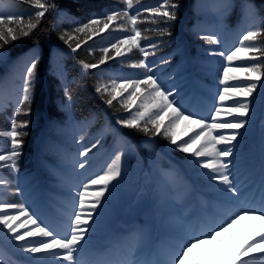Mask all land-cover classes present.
<instances>
[{"label": "trees", "instance_id": "trees-1", "mask_svg": "<svg viewBox=\"0 0 264 264\" xmlns=\"http://www.w3.org/2000/svg\"><path fill=\"white\" fill-rule=\"evenodd\" d=\"M200 1L179 0L182 7L177 19L165 24L152 22L150 13L144 11L159 6L162 0H133L129 13L140 12L135 27L142 33L140 43L149 53L147 57L134 46L131 52L125 51L123 57L115 56L110 48L119 39L134 35L133 25L122 16L104 28L106 21L103 14L111 9H125L126 0H47L55 7L49 8L37 28L29 36L12 41L3 49L10 53V58L7 65L0 64V105H3L0 130L10 129V117L21 95V67L13 70L12 62L33 48L40 51L41 59L36 69L31 111L17 117L19 121H29L25 129L28 134L20 138L23 143L17 161L18 169H0V178L8 181L6 187L0 186V200L25 204L50 228L61 231L67 226L69 214L76 207L75 198L81 182L102 172L116 152L125 153L122 177L114 182V187L110 186L111 192L106 194L103 207L99 209L101 215L93 224L96 231L82 253L93 264H102L96 259L95 247L107 243V250L111 252L117 231L125 232V241L135 242V234L143 230V249H149L152 243L164 257L163 249L170 250L181 238L193 234V224L200 223L199 233L214 227V222L216 225L223 224L239 207H261L264 192L261 188L264 181V85L260 114L254 126L232 142L243 169L238 203H232L221 193L192 183L187 157L174 151L165 137L147 136L135 129L116 125L117 119L128 118L130 113L117 101H113L112 106L107 105L104 102L107 94L102 98L95 90L99 84L113 79H142L145 69L131 65L143 59L153 68L160 83L175 84L172 87L178 93L175 99L186 112H195L196 109L205 112L214 95L210 83L212 65L205 55L213 52L216 45L199 38L208 35L204 30L209 29L208 25L211 24L200 15L203 11L198 9ZM205 1L212 7L206 5L204 10L212 14L213 5L219 0ZM243 2L234 0L236 7L223 20L218 18L223 27V48L237 43L249 27H264V0H247L257 10L256 15L247 20L241 16L240 5ZM31 11V6L25 4L24 0H17L15 6L9 5L7 0H0V13L5 15L23 14L27 17ZM90 18L101 20L95 34L74 31ZM164 28L168 32L161 35L158 29ZM62 34L72 35L74 39L66 44L60 39ZM77 43L80 47L73 52L69 44L75 47ZM149 43H155L157 48L147 47ZM257 43L264 46V41L258 39ZM105 47L110 48L112 59L95 69L83 70L80 62L98 64L105 55L102 52ZM53 51L57 53L55 65L52 61ZM261 63H264V57ZM65 87L75 102L70 109L71 119L67 110H61L68 103L64 96ZM89 113H95L97 120L85 125L82 121ZM52 121L57 124L53 125ZM105 121L120 128L124 137L135 146V151L129 153L120 139L109 132L103 136L102 144L88 155L87 167L79 169L76 161L83 158L77 155L82 150L77 141L83 136L84 143L93 142ZM145 142L151 146V150L145 146ZM10 148L8 138L0 137V154ZM63 160H67L68 169L56 166L57 162ZM17 187L22 190L21 194H15ZM58 205L69 210L65 211ZM23 219L21 217V221ZM258 223L256 220H241L233 225L230 233L236 235L237 243H242ZM15 244V241L0 234V264H55L52 257L43 253L30 255L18 251ZM159 245H162V249ZM163 257L160 258L164 260Z\"/></svg>", "mask_w": 264, "mask_h": 264}, {"label": "snow or ice", "instance_id": "snow-or-ice-1", "mask_svg": "<svg viewBox=\"0 0 264 264\" xmlns=\"http://www.w3.org/2000/svg\"><path fill=\"white\" fill-rule=\"evenodd\" d=\"M7 3L15 6L17 0H7ZM24 3L30 5L32 9L27 17L23 14L5 15L0 13V64L7 65L10 58V53L3 51L5 45L21 37L29 36L37 28L40 19L44 17L49 8L55 7L47 0H24ZM181 7L179 0H162L159 6L144 9V11L150 13L152 22L168 24L177 19ZM234 7H236L234 0H219V3L213 5L212 10L217 18L223 20ZM132 8L133 0H126L125 9H111L103 14V19L106 21L104 28H108L109 22L116 21L121 16L133 25L132 32L134 35H128L110 45L117 57H123L125 51L131 52L133 46L140 49L145 57L149 55L140 43L142 33L135 27L140 12L137 11L136 14L130 15L129 10ZM240 8L241 16L245 20L256 15L255 5L248 3L247 0H244ZM100 23V19L90 18L74 31H90L95 34ZM100 30L103 31V29ZM158 31L161 35L168 32L167 28L158 29ZM168 34L170 35V33ZM144 38L147 39V37ZM199 38L211 44L220 43L215 34L204 35ZM60 39L68 44L74 37L69 34H62ZM258 39L264 41V27H249L239 39V46L231 50L213 53L223 57L226 61L221 69L222 77L219 81L220 84L224 85V88L217 95L221 104L228 101L232 102L225 112L226 116L231 117L228 120L217 119L221 116L220 107H215L210 117L199 116L195 112H186L175 99L178 93H174L160 83L159 78L153 73V68L143 59L131 65L133 68L145 69L142 79H113L110 82L99 84L95 90L101 94L102 98L104 94H107V98H104L107 105L112 106L113 101H117L121 107L130 113L128 118L117 119L116 125L121 126V128L135 129L147 136L165 137L173 146L174 151L190 154V163L198 169L207 170L204 176L208 181H215L222 185L220 190L229 195L231 199L238 201L241 193L236 185L235 177L230 175L231 160L228 159L234 155L235 145L223 148L217 147V145L232 144L240 134L238 130L246 125L247 121L243 117L249 114V104L236 99V97L251 96L257 85L254 82L231 84L232 81H240L239 77L230 74L233 71L231 65L234 61H247L248 63L238 66L236 70L245 73V81L260 80L261 75H264L262 72L264 63H261V58L264 57V46L257 43ZM69 47L75 52L80 44L77 43L75 47L69 44ZM147 47L155 49L157 45L149 43ZM110 48L102 49L105 55L98 64L81 61L83 70L95 69L99 64H104L106 60L112 59V56L109 55ZM252 53L258 55H250ZM56 57L57 53L53 51L52 61L54 65ZM40 59V51L33 48L17 56L12 62L13 70L18 66L21 67L19 72L21 95L10 117V129L0 130V137L8 138L11 144L10 150L0 154V169H18L17 161L21 155L23 143L20 138L28 134L25 129L29 121H19L17 117L22 113L27 115L31 111L30 105L33 100L36 69ZM64 96L67 97L68 103L61 110H67L69 119H71L70 109L75 102L66 87ZM138 101L139 103H137ZM2 109L3 105H0V110ZM133 109H135L134 112ZM208 119L211 120V123L208 122ZM96 120V114L89 113L82 122L85 125H91ZM184 122H187L185 127L187 125L194 126L190 129L192 134L187 136V139L179 136L176 132V128ZM52 123L53 125L57 124L56 121H52ZM224 129L234 131L225 135L220 131ZM214 131L218 134L213 135ZM109 132L120 139L129 153L135 151V146L124 137L121 129L105 121L93 142L84 143L85 138L83 136L77 141L82 149L78 151L77 155L83 158L76 161L79 169L87 167L88 155L102 144L103 136ZM145 146L151 150V146L147 142H145ZM124 155L125 153L122 151L116 152L114 158L102 172L93 174L81 182L75 198L76 207L69 214V222L63 230L57 231L50 228L23 203L0 200V226H2L0 227V234L10 241H15V247L18 251L30 255L43 253L52 257L55 264H93L92 261L85 259L82 253L90 243L92 234L96 231L93 224L101 215L99 209L103 207L106 194L111 192L110 186L114 187V182H118L119 178L122 177ZM7 185L8 181L0 178V186L6 187ZM261 188L264 190V181H262ZM21 191L17 187L15 194H21ZM21 217H24L22 221ZM241 220H256L259 223L252 233L243 239L242 243H237L236 235L230 233V229ZM18 221L20 222L17 223ZM261 229H264V192L261 195V207H239L223 224L215 225L207 231H200L198 235L193 234L181 238L169 250L165 260H142L138 257V249L144 239L143 230H138L135 234V243L127 249L126 254L122 258L110 262V264H257L254 259H245V257H251L254 253L264 254V230ZM234 244L235 246H233Z\"/></svg>", "mask_w": 264, "mask_h": 264}, {"label": "rangeland", "instance_id": "rangeland-1", "mask_svg": "<svg viewBox=\"0 0 264 264\" xmlns=\"http://www.w3.org/2000/svg\"><path fill=\"white\" fill-rule=\"evenodd\" d=\"M209 6L212 7L210 4H207V2L205 0H201L200 1V5L198 6V9H203V11L201 12L202 14L201 17L205 19V21L211 23L209 26V29H205L204 32L208 33V35L210 34H215L217 39L220 41L219 44H215V50L213 52L207 53L205 56L207 57V59L209 60L210 64L212 65L211 69H212V78L210 79V83H211V87L213 88L214 91V95L211 98V108H209L206 114V117H210L213 113V110L215 107H220L221 108V116L218 117L217 119H223V120H228L231 119V117L226 116L225 112H227L228 108L231 106V101H228L224 104H221V102L218 99V92L223 90L224 85L220 84V78L222 77V67L226 64V61H224V58L219 56V55H214L213 53L219 52V51H227V50H231L234 49L235 47L239 46H233L232 48H223L221 46V43L224 41L223 38V27L222 24L220 23V20H218V18L216 17L215 13L213 12L212 14H208L209 12H207L205 9V6ZM206 11V12H204ZM248 63L247 61H234L233 64L231 65L233 71H231V75H235L237 77L240 78V81H232L230 82L231 84H237V83H247V82H254L256 83L257 87L256 90L252 93L251 96L249 97H243V96H239L236 97V99L244 101L246 103L249 104V114L246 117H243V119H245L246 125L245 127L239 129V133H244L246 132V130H248L249 128H251L252 126H254V123L256 121V118L258 117V115L260 114V106L262 103V86L264 85V75H261L260 80H253V81H245L244 77H245V73L236 70L238 68V66L242 65V64H246ZM174 83L171 82H166L164 84V86L168 89H171L174 93H177L176 90H174L172 87L174 86ZM233 115H236L235 113H233ZM167 122V121H165ZM208 122L211 123V120L208 119ZM187 122L181 123L177 128H176V132L179 136H182L183 138L187 139V136L191 135L192 132L190 131V129H192L194 126L193 125H187V127H185ZM223 134L225 135H229L232 131V129H224V130H220ZM218 134L217 132H213V135ZM232 144H227V145H217V147L223 148V147H232ZM234 151V155L228 159L231 160V164H230V175L235 177V181H236V185L237 187L240 185L239 180L243 174V170H242V166L241 164H239L238 162V157H237V152L235 150V148L233 149ZM184 155L187 157L188 159V163H187V168H188V173H189V177L190 180L192 181V183H197L202 185L205 188H208L210 190H212L213 192H218L221 193L225 198L230 199L229 195L224 194L220 189L223 187L222 185L217 184L215 181H208L206 179V177L204 176V173L207 172V170L205 169H198L194 164L189 162V157L190 154H185ZM194 159V158H192ZM56 166L58 168L61 169H68V162L67 160H63V161H59L57 162ZM254 255V257L257 258H253L257 264H264V254L262 253H254L252 254ZM246 258V257H245Z\"/></svg>", "mask_w": 264, "mask_h": 264}]
</instances>
